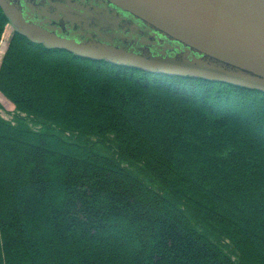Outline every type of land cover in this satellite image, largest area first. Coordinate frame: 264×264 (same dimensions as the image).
I'll use <instances>...</instances> for the list:
<instances>
[{
	"label": "trees",
	"instance_id": "1",
	"mask_svg": "<svg viewBox=\"0 0 264 264\" xmlns=\"http://www.w3.org/2000/svg\"><path fill=\"white\" fill-rule=\"evenodd\" d=\"M0 92V264H264V93L17 33Z\"/></svg>",
	"mask_w": 264,
	"mask_h": 264
},
{
	"label": "water",
	"instance_id": "2",
	"mask_svg": "<svg viewBox=\"0 0 264 264\" xmlns=\"http://www.w3.org/2000/svg\"><path fill=\"white\" fill-rule=\"evenodd\" d=\"M46 49L264 93V0H0Z\"/></svg>",
	"mask_w": 264,
	"mask_h": 264
},
{
	"label": "rangeland",
	"instance_id": "3",
	"mask_svg": "<svg viewBox=\"0 0 264 264\" xmlns=\"http://www.w3.org/2000/svg\"><path fill=\"white\" fill-rule=\"evenodd\" d=\"M6 31H8L1 39L0 43V64L4 54V47L8 43V37L11 32L10 28L7 26ZM16 113L15 105L0 92V117L5 120H11Z\"/></svg>",
	"mask_w": 264,
	"mask_h": 264
},
{
	"label": "bare ground",
	"instance_id": "4",
	"mask_svg": "<svg viewBox=\"0 0 264 264\" xmlns=\"http://www.w3.org/2000/svg\"><path fill=\"white\" fill-rule=\"evenodd\" d=\"M8 32V31H7ZM6 46V45H5ZM1 58V57H0Z\"/></svg>",
	"mask_w": 264,
	"mask_h": 264
}]
</instances>
